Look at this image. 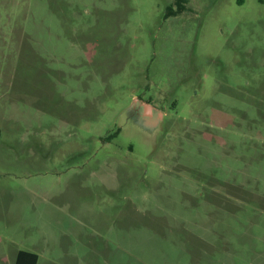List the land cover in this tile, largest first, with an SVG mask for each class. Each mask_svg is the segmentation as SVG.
<instances>
[{"label": "rangeland", "instance_id": "rangeland-1", "mask_svg": "<svg viewBox=\"0 0 264 264\" xmlns=\"http://www.w3.org/2000/svg\"><path fill=\"white\" fill-rule=\"evenodd\" d=\"M18 250L264 264V0H0V264Z\"/></svg>", "mask_w": 264, "mask_h": 264}, {"label": "trees", "instance_id": "trees-1", "mask_svg": "<svg viewBox=\"0 0 264 264\" xmlns=\"http://www.w3.org/2000/svg\"><path fill=\"white\" fill-rule=\"evenodd\" d=\"M170 11V9H168ZM177 13V12H173ZM117 133L109 135L107 139L111 137H115ZM38 256L35 253L28 252V251H19L16 255L14 264H37Z\"/></svg>", "mask_w": 264, "mask_h": 264}, {"label": "water", "instance_id": "water-1", "mask_svg": "<svg viewBox=\"0 0 264 264\" xmlns=\"http://www.w3.org/2000/svg\"><path fill=\"white\" fill-rule=\"evenodd\" d=\"M142 108H143V115L144 116H149L151 114V110L152 108H150L149 106H147L146 104H143L142 105Z\"/></svg>", "mask_w": 264, "mask_h": 264}, {"label": "crops", "instance_id": "crops-1", "mask_svg": "<svg viewBox=\"0 0 264 264\" xmlns=\"http://www.w3.org/2000/svg\"><path fill=\"white\" fill-rule=\"evenodd\" d=\"M19 251H24V250H18L16 253H15V257H14V262H15V258H16V255ZM29 252V251H28Z\"/></svg>", "mask_w": 264, "mask_h": 264}]
</instances>
